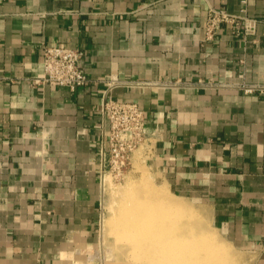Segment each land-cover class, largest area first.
I'll return each mask as SVG.
<instances>
[{
    "label": "crops",
    "instance_id": "crops-1",
    "mask_svg": "<svg viewBox=\"0 0 264 264\" xmlns=\"http://www.w3.org/2000/svg\"><path fill=\"white\" fill-rule=\"evenodd\" d=\"M211 8L254 32L221 23L206 39ZM53 44L83 50L92 81H37ZM109 75L113 97L145 110L167 184L210 203L264 264V0H0V264H72L94 248Z\"/></svg>",
    "mask_w": 264,
    "mask_h": 264
},
{
    "label": "rangeland",
    "instance_id": "rangeland-1",
    "mask_svg": "<svg viewBox=\"0 0 264 264\" xmlns=\"http://www.w3.org/2000/svg\"><path fill=\"white\" fill-rule=\"evenodd\" d=\"M99 189L100 213L96 226L94 248L72 264H147L146 258H143V253L139 249H133L131 243V239L134 237L133 230L120 224L119 218L121 214L126 211L129 212L130 209L136 211L141 204H143L144 210L145 206H147V210L155 208L154 213L151 215V221L148 222H152V220L153 222L159 221L157 223L163 225L170 220H175L182 225V229L179 231L170 232L165 236L167 244L179 238L182 242L188 241V245L185 246L189 248L185 247L184 251L178 255L176 264H187L186 261L188 263L194 262L193 264H251L252 253L246 252L235 243L233 244L225 236L213 219L210 203L201 197L181 193L169 186L162 171L158 169L157 161L151 156L149 148L144 145H140L132 153L128 165L124 167L121 174L115 175L113 171H107L100 177ZM135 197H139L138 200ZM159 197L161 199L160 205L151 208L149 204L151 200ZM171 199L182 201L184 203L182 207L184 208L172 211L168 208L166 202ZM143 200L145 203H142ZM124 203L126 204L124 205ZM132 205L135 206L132 207ZM127 207L130 209L128 210ZM185 207L193 211L194 215L183 213L184 209L187 210ZM143 209L142 212L145 213ZM118 215L119 217H117ZM161 216L163 218L159 219ZM114 223H116V226ZM202 231L209 233L205 245L212 252H205L204 244L196 240V233L201 234ZM168 238H170L169 241ZM189 240L192 242L190 243ZM191 250H193V255L190 260L188 255Z\"/></svg>",
    "mask_w": 264,
    "mask_h": 264
},
{
    "label": "built area",
    "instance_id": "built-area-1",
    "mask_svg": "<svg viewBox=\"0 0 264 264\" xmlns=\"http://www.w3.org/2000/svg\"><path fill=\"white\" fill-rule=\"evenodd\" d=\"M221 23L229 24L234 34L247 36L255 29V20L248 16L211 8L205 21L206 39H211L217 33ZM83 54V50L78 47L58 44L44 46L43 75L37 81L67 86L70 89L86 85L92 79L85 72ZM100 81L107 87L101 100L100 113L108 124L98 148V173L102 177L107 171H113L115 175L121 174L128 165L130 156L140 145L151 151L152 135L146 124V112L138 102L112 96L111 89L120 83L119 79L109 75L102 77ZM241 89L246 93L256 89L262 91L257 84H242Z\"/></svg>",
    "mask_w": 264,
    "mask_h": 264
},
{
    "label": "bare ground",
    "instance_id": "bare-ground-1",
    "mask_svg": "<svg viewBox=\"0 0 264 264\" xmlns=\"http://www.w3.org/2000/svg\"><path fill=\"white\" fill-rule=\"evenodd\" d=\"M128 196H129V194H128ZM130 198H132V197H130ZM137 198H139V197H137ZM147 202H149V201H147ZM160 202H161V199L159 197V198H155V199L151 200V202L149 204L152 208L154 206H156V207L159 206ZM166 202L168 203V208L172 209V211H176L178 208H181V209L184 208V207H182V205H184V203L180 200L171 199V200H168ZM142 203H145L144 200ZM125 204L126 203H124V205ZM163 204H164V201H163ZM129 206H131V205H129ZM134 206L132 205V207H134ZM150 206H149V209H150ZM143 208H144L143 204L138 206L136 211L134 209L132 210V209L127 207L128 210L130 209L129 212L128 211H126L124 213L122 212L123 214L120 213L121 217H119V215L117 216L120 218V224L124 225L126 228L128 227V228L133 230L132 233H133L134 237L131 239L133 249L134 250L139 249V251H141L143 253V258L144 257L146 258V260L148 262L147 264H176L178 255L181 254L182 251H184V249L186 247L185 245H188V241L185 240L184 242H182L181 240H179L180 238L178 240L177 239L174 240L172 238L174 241L169 242V244H167L165 242L166 241L165 236H166V234H168L170 232L173 233L174 231L175 232L177 230L179 231L180 229H182V225L178 224L177 223L178 221H175V220H170L169 222H167L166 224H163V225L158 224L157 222H159V221L153 222V220H152V222H148V221H151L150 220L151 215L154 213L155 208H153L152 210H147L148 209L147 206H145V210ZM185 208H187V210L184 209L183 213L194 215L193 214L194 212L191 211L188 207H185ZM123 209L127 210L125 208H123ZM142 209H143V211H145V213L142 212ZM163 211H164V209H163ZM162 218H163V216H161L159 219H162ZM116 220H118V219H116ZM116 220H115V222H116ZM114 224L116 226V223H114ZM208 235H209V233L203 232V231L201 232V234L196 233V238H197L196 240H197V242L204 244L205 252L211 251L209 249V247H207L205 245ZM169 239L170 238H168V241H169ZM189 242L191 243L192 241L189 240ZM207 244H209V243H207ZM192 247H193V245H192ZM186 248H189V247H186ZM192 255H193V250H191V252H189L188 258L192 259ZM140 259H142V258H140ZM184 260H185V258H184ZM186 263L187 264H193L194 262L188 263L186 261ZM141 264H143V263H141ZM180 264H184V263H180Z\"/></svg>",
    "mask_w": 264,
    "mask_h": 264
}]
</instances>
